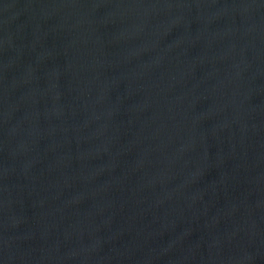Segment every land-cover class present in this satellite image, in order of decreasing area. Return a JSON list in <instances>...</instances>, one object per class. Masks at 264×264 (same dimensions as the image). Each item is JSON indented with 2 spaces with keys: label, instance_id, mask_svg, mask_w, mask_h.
<instances>
[{
  "label": "water",
  "instance_id": "95a60500",
  "mask_svg": "<svg viewBox=\"0 0 264 264\" xmlns=\"http://www.w3.org/2000/svg\"><path fill=\"white\" fill-rule=\"evenodd\" d=\"M0 264H264V0H0Z\"/></svg>",
  "mask_w": 264,
  "mask_h": 264
}]
</instances>
